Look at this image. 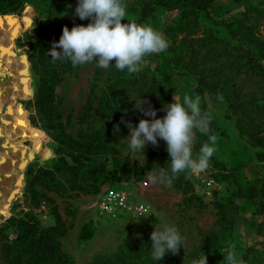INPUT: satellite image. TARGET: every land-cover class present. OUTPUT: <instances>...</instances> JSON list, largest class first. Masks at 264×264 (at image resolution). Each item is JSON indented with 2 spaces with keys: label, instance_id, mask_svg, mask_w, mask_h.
Here are the masks:
<instances>
[{
  "label": "rangeland",
  "instance_id": "1",
  "mask_svg": "<svg viewBox=\"0 0 264 264\" xmlns=\"http://www.w3.org/2000/svg\"><path fill=\"white\" fill-rule=\"evenodd\" d=\"M78 2L79 0H27L20 12L0 14L4 15L0 20V48L7 57V64L0 60V127L4 119H9L10 122L7 137H0V226L5 225L9 218L15 217L26 223L30 221L33 226H27L35 230L52 222L51 211L54 208L67 229L65 236L60 239V248L67 254L70 264H97L99 259H114L127 246L139 243L144 244L147 256L152 258L151 233L156 225L162 228L168 224L177 227L182 238V248L175 255H180L184 264H189V256L200 244L201 232L220 231L213 205L218 200L234 222L231 237L223 239L225 244L264 251V204L261 206L262 201L258 198L259 180L264 176V163L256 160L258 150L250 148L239 137L226 102L219 101L208 92L200 95L192 75L170 66L168 48L164 52L144 57L142 65L151 70L173 98L175 95L182 102L186 94L193 98L199 95L202 110L209 112L217 127L212 134L217 139L209 167L202 173L189 174L192 194L197 199L188 200L191 193L183 194L172 186L168 187L166 183L153 179L159 175L155 170L156 146L148 143L145 151L136 152L129 147L130 129L121 123L122 117L134 126H138L141 119L153 118L135 108L128 109L126 105L116 114L113 122L98 107L109 68H101L95 61L73 67L69 60L53 59L49 55L53 42H58L62 36L57 27L77 18L74 10ZM246 2L250 3V0L243 3L214 0L209 6L211 18L218 23L237 20L241 17ZM126 8L132 13L133 6ZM179 16L178 10L158 7L149 16L147 25L162 33L170 44V36L165 31L178 22L184 23ZM188 18L191 34L167 32L177 34L175 38L178 46H193L199 53H204L208 47L206 48L207 43L202 42L204 39H201L207 28L218 37L226 35L225 29L213 26V21L204 17L203 12H196ZM259 29L264 37V22ZM215 30L218 31L217 34ZM182 40L186 42L181 43ZM43 51L48 53L46 61ZM36 53L38 55L33 61L32 56ZM46 64L54 68L59 79L53 89V104L59 115L57 122L61 125L59 135L64 133L71 140L82 144L90 134L98 133L101 139L103 136L106 144L116 150V156L129 164L132 177L127 183L119 184L126 187L127 192L132 195L131 200L142 199L149 204L151 215L148 218L133 220L124 218L123 215L118 219L96 217L93 215V206L97 194L85 192L79 181L70 180V174L57 177L60 181L57 186H42L37 180L34 181V190L41 192L44 197H40L38 206L31 204V195L27 190L30 178L39 168L51 169L63 156L67 146L56 139L54 131L44 127V120L32 105L37 81ZM9 71L13 75L9 76ZM236 83L245 92L264 100V79L242 71L236 78ZM17 92L21 96L12 100L11 109L9 99L16 96ZM147 101L157 110L155 118H162L157 100L150 97ZM19 104L23 108L22 116ZM144 107L147 108L148 105ZM116 125H119V132H114ZM37 140H42L44 151L39 155L33 150V142ZM162 140L158 137L159 145ZM48 150L52 155L45 160L44 154ZM33 157L34 160L28 163ZM93 158L98 163L104 161L103 154L94 155ZM18 163L20 166L16 169ZM29 167V174L26 175ZM144 180L147 183L145 187L141 186ZM210 181L212 184L208 186ZM111 185L113 184L110 182L103 183L100 191ZM15 237L13 228L5 229L4 235L0 236V264H8L2 242L11 243Z\"/></svg>",
  "mask_w": 264,
  "mask_h": 264
},
{
  "label": "trees",
  "instance_id": "2",
  "mask_svg": "<svg viewBox=\"0 0 264 264\" xmlns=\"http://www.w3.org/2000/svg\"><path fill=\"white\" fill-rule=\"evenodd\" d=\"M26 1L0 0V14L20 12ZM213 1L124 0L126 7L131 5L132 8L133 6V11L131 13L126 8V17L123 22L135 21L138 24H147L149 16L158 7L178 10L180 20L184 23L178 22L165 31V34L170 36L168 47L170 66L192 75L200 95L208 92L216 98L218 95L223 96L229 115L234 119V127L239 137L244 139L250 148L258 150L255 154L256 160L259 163H264V100L256 97L253 93L245 92L236 83V78L242 71L264 79V37L260 34L259 29L260 24L264 22V2L263 0H256L252 3L251 1L254 0H250V3L246 2L244 4L240 18L231 22L218 23L214 18H211L212 12L209 11V6ZM244 1L234 0L238 3ZM196 12H203L204 17L213 21V26L222 27L226 31L225 37L221 38L212 34L210 28H207L204 38L201 39H204L202 42L207 43L206 48L208 47L204 53H199L193 46L191 47L193 50L183 48L182 45L178 46V40L175 38V35L179 33H192L189 28L188 17L194 16ZM91 22V18L81 20L77 16L74 21L59 25L57 30L63 32L64 26L71 30L76 25L87 26ZM168 31H174L177 34L167 33ZM217 33L218 31L215 30V34ZM184 42L186 40L181 41V43ZM44 53L46 54L44 61H46L48 53ZM37 55L38 53L32 56L33 61H35ZM0 60H4L7 64V57L2 53L1 48ZM53 69L51 65L46 64L44 71L40 73L32 105L37 114L44 120V127L47 130L54 131L56 139L67 146L63 156L52 165L51 169L47 167L39 168L36 170V174L30 178L27 190L31 195V204L34 206H38L40 197H44L41 192L35 191L33 188L36 180L42 186H57V184H60V181L56 179L57 177H65L70 174V180L79 181L85 192L98 194L103 183L110 182V184H113L111 186H116L119 183H127L132 177L126 160L117 157L116 150L108 146L106 139L103 136L101 139L98 133L88 135L83 144L71 140L64 133L59 135L61 125L57 122L59 115L53 104V89L59 79ZM8 75L13 74L9 71ZM17 96H21L19 92L9 99L8 105L11 106V109L13 106L12 100L16 99ZM143 97L146 100L150 97L157 100L162 117L166 115L164 105L174 102L171 92L147 66L142 65L140 72L129 74L126 69L124 71L116 69L113 61L106 74L102 98L99 99L100 103L98 104V107L100 106L102 109V113L105 114L104 116L113 119L117 113L124 109V106L128 105V109L134 108L135 100ZM19 109L22 116L23 108L20 104ZM9 125V119H4L0 127V137H7L6 133L9 131L7 127ZM216 130L217 127L211 119L208 133L196 131L193 142L194 156L199 153L202 144L208 142L209 135H212ZM166 149L167 144L162 140L161 144L154 150L157 157L155 170L158 174L161 168L168 170L170 173V156ZM33 150L38 155L44 152L42 140L33 142ZM102 154L104 161L102 163L96 162L93 156H102ZM29 171L30 167L26 175L29 174ZM189 174L190 172L180 173L173 180L171 186L183 194L191 193L187 199L193 200L197 197L192 194ZM258 198L262 201V206L264 204V176L259 180ZM46 200L50 201L47 198ZM213 205L220 231L201 232L200 244L189 256V264H192L194 259H199L202 254L207 256L208 264H226L224 256L229 251H234L237 259L241 260L242 264H264V251L225 244L223 239L231 237L234 231V222L228 216L221 202L216 200ZM51 219L50 224L35 230L28 227L29 225L30 227L33 226L30 221L26 223L15 217L9 218L5 225L0 226L1 237L7 228H13L16 232V237L11 243L2 242L4 256L8 264H70L67 254L60 248V239L65 236L67 229L54 208L51 211ZM97 262V264H184L180 255L176 256L171 252L167 253L162 261L154 260L147 256L144 244L140 243L127 246L124 250L118 252L114 259H99Z\"/></svg>",
  "mask_w": 264,
  "mask_h": 264
},
{
  "label": "clouds",
  "instance_id": "3",
  "mask_svg": "<svg viewBox=\"0 0 264 264\" xmlns=\"http://www.w3.org/2000/svg\"><path fill=\"white\" fill-rule=\"evenodd\" d=\"M74 11L81 20L91 18L92 22L87 26L76 25L71 30L64 26L59 41L53 42L49 50L53 59L69 60L73 67L95 61L97 66L108 69L114 61L116 69H126L129 74L138 73L146 55L164 52L169 47L166 37L151 25L123 22L126 17L124 0H79ZM173 99V103L164 105L166 115L162 118H155L157 110L143 97L135 100L134 108L153 119H141L138 126L123 117L121 119V123L130 129L129 147L133 152L145 151L148 143L158 147V137L166 142L170 173L161 168L158 177L153 179L166 183L168 187L180 173L206 171L217 139L209 135L208 142L202 144L194 157L196 131L208 133L210 114L202 110L199 95L193 98L186 94L182 102L175 95ZM217 99L222 102L223 96L218 95ZM146 104L147 108L144 107ZM119 130V125H116L114 132ZM150 239L152 258L157 261H162L169 252L178 253L182 248L181 234L172 225L165 224L162 228L156 225ZM224 257L226 264H242L234 251H229ZM192 264H208V258L202 254Z\"/></svg>",
  "mask_w": 264,
  "mask_h": 264
},
{
  "label": "built area",
  "instance_id": "4",
  "mask_svg": "<svg viewBox=\"0 0 264 264\" xmlns=\"http://www.w3.org/2000/svg\"><path fill=\"white\" fill-rule=\"evenodd\" d=\"M211 184L212 181L208 183V186ZM141 186H147L145 180L141 182ZM131 196L126 187L121 184L102 189L96 195L93 215L107 219H118L121 215L133 220L148 218L151 215L149 204L142 199L131 200Z\"/></svg>",
  "mask_w": 264,
  "mask_h": 264
},
{
  "label": "water",
  "instance_id": "5",
  "mask_svg": "<svg viewBox=\"0 0 264 264\" xmlns=\"http://www.w3.org/2000/svg\"><path fill=\"white\" fill-rule=\"evenodd\" d=\"M3 16H4V15L0 16V20H1V18H2ZM0 122H1V118H0ZM51 155H52V154H51V152H50L49 150L46 151L45 154H44V159L46 160V159L50 158ZM33 160H34V157H33L28 163L32 162ZM28 163H27V165H28ZM27 165H26V166L20 171L21 173H23V171L26 169ZM19 166H20V163L16 164V169H17Z\"/></svg>",
  "mask_w": 264,
  "mask_h": 264
},
{
  "label": "bare ground",
  "instance_id": "6",
  "mask_svg": "<svg viewBox=\"0 0 264 264\" xmlns=\"http://www.w3.org/2000/svg\"><path fill=\"white\" fill-rule=\"evenodd\" d=\"M16 181V180H15Z\"/></svg>",
  "mask_w": 264,
  "mask_h": 264
}]
</instances>
